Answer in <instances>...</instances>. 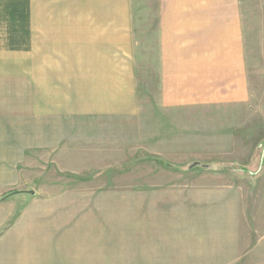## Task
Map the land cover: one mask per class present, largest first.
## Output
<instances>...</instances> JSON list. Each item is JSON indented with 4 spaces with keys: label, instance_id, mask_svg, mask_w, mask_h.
Instances as JSON below:
<instances>
[{
    "label": "crops",
    "instance_id": "crops-1",
    "mask_svg": "<svg viewBox=\"0 0 264 264\" xmlns=\"http://www.w3.org/2000/svg\"><path fill=\"white\" fill-rule=\"evenodd\" d=\"M161 3L153 57L164 105L217 98L224 79L245 95L250 43L235 2ZM134 28L132 0H0V86L18 100L4 107L29 112L47 135L138 116ZM163 203H6L21 207L0 215V264H220L210 249L219 222Z\"/></svg>",
    "mask_w": 264,
    "mask_h": 264
},
{
    "label": "rangeland",
    "instance_id": "rangeland-1",
    "mask_svg": "<svg viewBox=\"0 0 264 264\" xmlns=\"http://www.w3.org/2000/svg\"><path fill=\"white\" fill-rule=\"evenodd\" d=\"M232 1L250 43L245 95L224 79L217 98L164 105L153 57L161 0H132L138 116L47 135L29 112L4 107L18 100L0 86V215L19 213L2 207L17 202H165L219 222L210 249L220 264H264V0Z\"/></svg>",
    "mask_w": 264,
    "mask_h": 264
}]
</instances>
